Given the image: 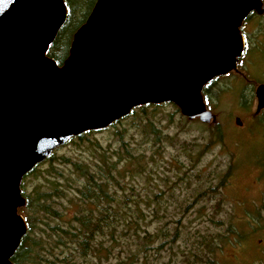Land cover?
<instances>
[{"label":"water","instance_id":"obj_1","mask_svg":"<svg viewBox=\"0 0 264 264\" xmlns=\"http://www.w3.org/2000/svg\"><path fill=\"white\" fill-rule=\"evenodd\" d=\"M262 0H95L58 65L63 0H0V264L27 230L22 177L58 146L146 103L214 120L203 86L236 67L239 28ZM264 108V83L255 88ZM239 124V121H236Z\"/></svg>","mask_w":264,"mask_h":264},{"label":"rangeland","instance_id":"obj_2","mask_svg":"<svg viewBox=\"0 0 264 264\" xmlns=\"http://www.w3.org/2000/svg\"><path fill=\"white\" fill-rule=\"evenodd\" d=\"M256 22L257 17L244 20L240 31L249 40L256 36L257 46L264 49V35H256ZM258 53L241 59L211 85L206 108L214 120L208 123L182 116L173 105L149 106L147 112L159 129L158 143H152L155 135L146 131L143 121L129 116L53 150V168L66 175L70 165L60 163V157L92 166L104 148L110 153L118 149L115 132L123 131L129 148L143 157L141 168L118 165L126 177L114 187L118 214L114 228L108 229L113 228L114 239L108 233L97 236V245L107 250L100 253L105 255L100 261L91 256L93 264L124 260L126 254L137 252L145 234L152 242L145 255L154 264L179 263L183 260L179 253L187 251L183 241L188 245V240L202 236L213 240L214 252L208 254L218 264H264V108L256 111L255 97L256 86L264 82V51ZM48 167L46 162L28 176V190L45 188L55 178L46 175ZM53 181L63 185L61 178ZM124 196L129 199L122 203ZM125 219H131L135 228L126 226ZM160 240L168 243L155 261L153 248ZM197 256L198 264H209L201 248Z\"/></svg>","mask_w":264,"mask_h":264},{"label":"trees","instance_id":"obj_3","mask_svg":"<svg viewBox=\"0 0 264 264\" xmlns=\"http://www.w3.org/2000/svg\"><path fill=\"white\" fill-rule=\"evenodd\" d=\"M63 1L67 9V16L46 53L58 65H61L67 58L72 35L85 21L95 2V0ZM254 17L258 18L255 29L256 35H264V0L262 12L260 14L251 12L245 20H251ZM255 32L252 34H255ZM241 34L245 37V44L238 62L253 54L254 51L257 56H259L258 52L264 51L263 48L257 46L256 36L255 38L250 37L249 40L245 31ZM247 52L251 53L248 54ZM216 79L214 78L208 82L202 89V96L206 105L209 103L210 87ZM165 105H173L177 109L175 104L171 102L140 105L132 108L128 115L112 122L105 128L113 127L127 117L134 116L143 121L146 131L155 135L152 138V143H158L160 138L159 129L152 122L147 107L157 108ZM99 130L101 129L92 131ZM84 133L77 137L81 138ZM115 135L119 143L118 149L110 153L107 148H104L99 152L98 160L92 166L77 160L71 161L66 157H60L59 162L62 164L68 163L71 169L69 173L64 175L59 169L53 168L52 162L55 160V155L52 152L45 160L36 164L22 177L20 189L22 196L25 198V204L18 208V212L23 216L27 230L11 257L13 264H93L91 256L96 257L99 261L101 258H105V255L100 253L107 250L105 248L107 246L97 245V236L108 233L111 239H114L113 221L118 214L117 205L119 203L116 199L114 187L120 185L123 175L126 177L125 173H120L121 170L118 165L123 163V167H125L134 164L141 168L143 161L140 153L135 152L133 148H129L130 145L124 140L123 131H116ZM46 162H49L46 175L54 176L53 180L56 178L63 179V185L48 180L47 187L39 188L36 186L28 190L26 179ZM67 193L69 196H66ZM128 199L129 197L124 196L120 202L125 203ZM71 207L73 209L69 211ZM123 223L126 226H131L132 221L131 219H125ZM110 227L113 228L108 230ZM133 227L135 228L133 225L130 228L133 229ZM141 232L145 233L144 230ZM137 233L134 229V234ZM166 235V232H164L163 238H166ZM173 237L172 234L171 241H173ZM178 237L179 235H177ZM149 241H151L150 236L145 234L143 241L137 244V252L126 254L124 260L119 259L116 264H154V262L147 260L145 255L152 243ZM186 241H183L184 245L182 247H185L187 251L179 253L183 260L173 264H198L199 262L196 261L198 259V248H201L205 256L209 258V264H218L214 256H212V259L210 257V254L214 252L212 239L208 240V237L202 236L198 241L188 240V245ZM164 243H168V241L160 240L159 244L153 248L156 251L153 260H158V255ZM164 264L172 263L166 261Z\"/></svg>","mask_w":264,"mask_h":264},{"label":"flooded vegetation","instance_id":"obj_4","mask_svg":"<svg viewBox=\"0 0 264 264\" xmlns=\"http://www.w3.org/2000/svg\"><path fill=\"white\" fill-rule=\"evenodd\" d=\"M263 83H264V82H263ZM240 124L242 125V123H240ZM240 124H239V125H240Z\"/></svg>","mask_w":264,"mask_h":264}]
</instances>
